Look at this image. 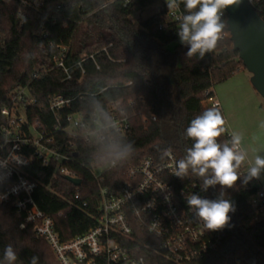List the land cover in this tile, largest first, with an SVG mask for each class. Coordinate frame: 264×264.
I'll use <instances>...</instances> for the list:
<instances>
[{
  "label": "trees",
  "instance_id": "trees-1",
  "mask_svg": "<svg viewBox=\"0 0 264 264\" xmlns=\"http://www.w3.org/2000/svg\"><path fill=\"white\" fill-rule=\"evenodd\" d=\"M164 0H0V109L10 102V95L20 86L36 98L27 111L29 119L37 117L48 131L55 122L49 101L55 94L72 98L70 108L80 111L89 120L98 113L109 121L110 110L120 101L129 116L131 128L119 135L115 143L99 145L78 141L70 154L69 163L79 174L81 198L75 200L76 185L66 177L55 175V164L44 166L35 161L32 174L39 187L35 198L38 206L56 221L63 239L85 233L94 226L98 216L99 185L92 168L103 167L115 160L116 165L104 171L103 184L117 190L128 180V170L147 157L162 161L172 151L178 161L184 159L194 140L187 137L191 120L203 115L204 92L215 95L216 83L232 77L244 66L233 49L227 14L221 16L224 25L214 50L201 57L187 53L190 45L178 35L179 21L169 20L168 4L144 20L134 18L156 2ZM182 15L189 14L183 0H177ZM264 19V0L254 6ZM176 42L174 49L170 43ZM68 51L66 64L82 61V67L72 68V78L65 79L55 59ZM106 48V50L104 49ZM94 55V58L89 57ZM37 74V76H35ZM224 117V112L220 108ZM225 118V117H224ZM5 118L0 114V142ZM226 129V128H225ZM57 139H68L64 134ZM232 133L227 129L217 142L231 146ZM131 145L130 154L120 155L124 146ZM238 180L232 187L219 184L206 187L212 201L228 200L233 210L228 213V233L223 244L202 264H264V218L250 203V197L260 187L255 177L249 178L242 164ZM240 172H244L240 175ZM189 168L184 180L204 186V179ZM74 201V202H73ZM86 201L87 207L76 203ZM25 215L11 203L0 201V264L6 246L17 255L14 264H61L50 245L37 237L32 226L21 228ZM149 264H171L148 255ZM195 264V263H194Z\"/></svg>",
  "mask_w": 264,
  "mask_h": 264
},
{
  "label": "built area",
  "instance_id": "built-area-1",
  "mask_svg": "<svg viewBox=\"0 0 264 264\" xmlns=\"http://www.w3.org/2000/svg\"><path fill=\"white\" fill-rule=\"evenodd\" d=\"M248 1L254 7L259 0ZM182 16L178 6L167 13V18L173 21L181 20ZM67 51L68 48L63 47L55 65L63 69L65 79H71L72 68L82 67L85 58L67 65ZM89 57L94 58V55ZM208 94L206 90L204 104L221 108L216 96ZM72 101L62 94L51 97L49 109L55 115V122L50 131L38 117L33 121L29 119L27 111L36 104V98L26 87L17 88L10 95V102L0 109L6 120L0 142V201L13 204L18 212L24 213L21 228L30 224L37 237L50 245L61 264H149L147 254L171 264H202L223 244L228 227L207 229L197 210L189 206L188 199L192 195L212 200L211 192L175 175L178 158L172 151L160 162L147 157L130 168L128 180L115 191L103 184V173L116 165L115 160L92 168L99 185L96 223L83 234L62 238L55 219L36 202L39 182L31 171L33 163L55 164V175L80 178L68 166L75 160L70 152L78 141L91 145L112 144L131 128L120 101L110 110L109 121H104L98 113L89 120L80 111L62 114ZM58 134L68 139L60 141ZM80 185H76L75 200L81 198ZM250 203L259 209V215L250 223L264 218V189H258L250 197ZM76 205L84 209L88 203L77 202ZM239 262L236 258V263Z\"/></svg>",
  "mask_w": 264,
  "mask_h": 264
},
{
  "label": "clouds",
  "instance_id": "clouds-1",
  "mask_svg": "<svg viewBox=\"0 0 264 264\" xmlns=\"http://www.w3.org/2000/svg\"><path fill=\"white\" fill-rule=\"evenodd\" d=\"M239 0H183L189 14L182 16L178 33L182 43L190 45L188 56L199 52L201 57L205 52L216 48L224 25L221 23L223 10L237 4ZM168 8L174 9L177 0H167ZM226 120L222 116L218 105H213L191 120L186 130L187 137L194 140V144L187 150L184 159L178 161L175 175L183 177L188 174L189 168L200 177H206L211 170V177L204 179L205 187L219 184L232 187L238 180L237 169L244 163L246 154L241 151V136L232 135L231 146L228 143L221 145L217 138L226 131ZM131 145L124 146L120 155L130 154ZM264 169V158L259 155L254 160V166L248 169V177H258ZM188 204L197 210V215L204 221L209 230H218L227 225L228 213L233 210L232 204L225 199L216 201L202 199L192 195ZM17 255L11 245L6 246L4 261L14 264ZM31 264H36L33 257Z\"/></svg>",
  "mask_w": 264,
  "mask_h": 264
},
{
  "label": "rangeland",
  "instance_id": "rangeland-1",
  "mask_svg": "<svg viewBox=\"0 0 264 264\" xmlns=\"http://www.w3.org/2000/svg\"><path fill=\"white\" fill-rule=\"evenodd\" d=\"M164 3L156 2L143 11L136 13L134 18L141 21L157 12ZM176 42L168 45L174 49ZM252 74L243 67L232 77L218 82L214 91L222 103L225 128L233 134L241 136L242 151L246 154L243 163L245 172L254 166L257 155L264 158V102L263 98L251 82ZM207 105V103H205ZM256 184L264 189V169L258 177H255Z\"/></svg>",
  "mask_w": 264,
  "mask_h": 264
},
{
  "label": "water",
  "instance_id": "water-1",
  "mask_svg": "<svg viewBox=\"0 0 264 264\" xmlns=\"http://www.w3.org/2000/svg\"><path fill=\"white\" fill-rule=\"evenodd\" d=\"M224 10L233 49L252 74L251 82L264 102V19L248 0H239ZM66 178L74 185L81 184L80 178Z\"/></svg>",
  "mask_w": 264,
  "mask_h": 264
},
{
  "label": "crops",
  "instance_id": "crops-1",
  "mask_svg": "<svg viewBox=\"0 0 264 264\" xmlns=\"http://www.w3.org/2000/svg\"><path fill=\"white\" fill-rule=\"evenodd\" d=\"M215 96H216V98L218 99V101L220 102L221 108H222V110H223L222 103H221V101H220V99H219V97H218V94L215 93ZM223 112H224V110H223ZM232 135H233V133H232ZM240 146H241V148H243V147H242V143H241Z\"/></svg>",
  "mask_w": 264,
  "mask_h": 264
}]
</instances>
